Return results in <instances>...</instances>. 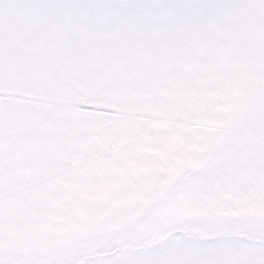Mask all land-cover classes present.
Wrapping results in <instances>:
<instances>
[{"label": "rangeland", "instance_id": "374dc122", "mask_svg": "<svg viewBox=\"0 0 264 264\" xmlns=\"http://www.w3.org/2000/svg\"><path fill=\"white\" fill-rule=\"evenodd\" d=\"M28 36L0 46V264L140 251L170 219L264 217V25L105 80L53 79ZM85 106L93 110L86 111ZM243 132L233 167L213 169Z\"/></svg>", "mask_w": 264, "mask_h": 264}, {"label": "snow or ice", "instance_id": "6c2138e0", "mask_svg": "<svg viewBox=\"0 0 264 264\" xmlns=\"http://www.w3.org/2000/svg\"><path fill=\"white\" fill-rule=\"evenodd\" d=\"M250 22L264 25V0H0V46L12 35L28 36L44 54L49 77L105 80ZM247 128L260 133L257 147L264 151V99ZM244 139L243 132L229 136L213 169L233 167V150ZM254 166L264 169V161ZM138 243L140 251L117 248L84 264H264V217L170 219L154 242Z\"/></svg>", "mask_w": 264, "mask_h": 264}]
</instances>
